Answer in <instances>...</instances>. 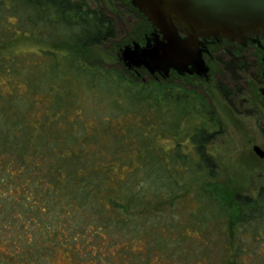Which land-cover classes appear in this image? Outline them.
I'll return each instance as SVG.
<instances>
[{
	"label": "trees",
	"instance_id": "trees-1",
	"mask_svg": "<svg viewBox=\"0 0 264 264\" xmlns=\"http://www.w3.org/2000/svg\"><path fill=\"white\" fill-rule=\"evenodd\" d=\"M52 13L54 21L48 26ZM42 26L50 29L46 41H63L83 52L116 33L110 16L81 1L0 0V45L11 47L16 38L34 35ZM61 60L55 49L0 60V264H47L60 249L77 264H136V258L157 264V256L166 250L160 238L140 247L141 255L132 242L113 244L110 255L105 244H92L87 234L97 243L111 225L124 228L141 225L145 217L161 218V207L174 206L191 188L195 208L172 226L186 230L174 243L182 245L199 229L217 223L230 225L233 243L239 244L228 260L231 264H243L241 254L247 251L237 236L248 234L258 252H264V185L255 193L231 190L219 180L217 162L208 150L213 133L201 128L190 137L192 149L182 142L165 149L161 139L166 123L162 118L152 122L146 115L152 106L169 101L178 106L180 118L204 115L217 120L203 94L157 81L137 88L136 80L121 70L102 67L96 73L68 58L65 64ZM57 75L68 81L64 99L46 83ZM124 83L133 93L124 90ZM78 85L83 86L77 94L73 88ZM85 92L99 103L118 101L119 110H101L105 104H96V111L88 113L89 106L81 101ZM54 95L60 97L52 106L45 101L40 108L39 99ZM123 116L134 120L121 127L118 119ZM105 209L110 213L105 218L92 217ZM85 216L92 222L83 223ZM72 222L74 236L69 235Z\"/></svg>",
	"mask_w": 264,
	"mask_h": 264
},
{
	"label": "rangeland",
	"instance_id": "rangeland-1",
	"mask_svg": "<svg viewBox=\"0 0 264 264\" xmlns=\"http://www.w3.org/2000/svg\"><path fill=\"white\" fill-rule=\"evenodd\" d=\"M76 1L84 2L86 0ZM87 1L89 3L101 2L100 0ZM104 1L109 3L110 0ZM112 1H121L123 5H117L118 7H113L111 10H101L91 5L89 6L91 9L104 11L113 19L116 27L114 37H111L90 51L83 52L63 41H46L48 38L47 33H50V29L42 26L34 35L19 36L16 38L11 47H8V45H0V60L6 61L7 58L15 56L19 58L29 57L39 53L42 49H55L62 57L60 61L62 64L68 58L76 64H83L89 67V70L95 71L96 73H100L102 67L118 69L127 74L129 78L135 79L138 84L137 88H143L149 82L155 81V79L149 78L151 75L149 73H143L141 77H137L135 73H132L124 66L119 53L125 45L132 44L133 41H141L146 34L151 33L152 28L148 23L149 20L139 9L131 8L123 2L127 0ZM54 17V13H52L47 18L46 24L48 26L54 21ZM219 56L212 57L213 73L210 74L209 80L204 77L195 78L187 75L184 77L181 76L179 78L180 82H172V84H181L188 90H192V87L202 89L209 105L216 112L217 120L211 121L207 117H204V115L180 118L181 115L178 106L169 101L163 102L160 108L152 106L146 112V115L151 118L152 122H158L160 120L159 118H162L166 123L167 129L161 139L165 149H171L177 142H182L185 147L189 146L192 149L190 146V137L196 130L205 128L213 133L212 140L208 144V150L217 162L219 180L226 183L233 191L255 193L260 185L264 184V158L260 157L254 149L255 146H258L264 151V112L260 111L258 103L253 104L254 101L251 103L246 102L248 98H252L254 88L256 87V83L252 78L254 76L248 67L249 65L246 66L248 71L246 73L238 72L237 68L234 72H230L224 66L222 58ZM54 72L55 74H60L58 69H55ZM58 75L51 81L47 80L46 83L53 84L55 89H57L56 92H60L62 94L61 98L64 99L67 89L63 90L65 89L63 86L68 81L64 77L59 78ZM5 77V75L1 77L3 82ZM163 79L164 77L160 76V80L157 82H164ZM101 81L104 82L106 79H101ZM82 86L78 85L73 90L78 94ZM220 86L224 88V91ZM123 87L129 94L134 91V88H129L128 84L124 83ZM89 93L85 92V95L83 94L81 97V101L89 106L87 108L88 113L91 114L92 111H96V104L99 106L105 104L101 107V110L103 108L119 110L118 101L110 100L105 103H99L95 99V96L92 97ZM58 95H54V98L51 96L45 99L43 98L42 100L39 99L41 101L40 108H45L42 107V103H45V101L49 102L50 106H52L54 101H56L55 99L60 97ZM77 100L79 102V97ZM28 102L29 98L27 100L23 99V104L26 107L28 106ZM73 117L74 114L69 116L71 119ZM134 117L137 118V116ZM118 120V125L121 124V127H124L133 121L134 118L132 116H123ZM138 182L142 184L144 180L138 179ZM193 191L194 189L191 188L185 198H177L174 206L165 203L161 207L162 210L159 214L161 218L155 216L145 217L142 219L141 225L126 226L124 228H117L111 225L109 229L102 231L103 236L102 238H98L97 243H94V238H92L91 233H88L87 237L92 241V244H105L106 246L103 245V247L107 248L108 254L110 255L112 254L110 246L112 247L116 243H119L118 246H125L127 242H132L133 245L139 247V250L135 253L136 255H141L142 251L140 247L148 243L147 241L152 242L160 238L164 244L166 243V250L161 251L159 256H157V264H231L228 260L231 259L232 255V258L234 257L235 248H238L239 244L235 246L233 243V237L235 235L229 229L230 225L208 224L205 228L199 229L197 234L194 233V236L187 237L182 245L177 244L178 242L174 243L176 236L183 232L185 233L186 230L172 226L181 220H185L189 216L190 211L194 210L195 202L192 201L190 196L193 195ZM100 213L92 214V217L94 219L101 218L102 216L105 218L107 214H110L108 209ZM114 216L117 215L114 214ZM85 218L83 223H87L88 221L92 222L91 216H85ZM75 224L76 222L71 223L72 229L70 228L71 230L69 231L70 236L75 235L74 231L77 229ZM239 231L238 228L234 229V233L237 235H239ZM235 238L241 240L240 243H243V247L247 249V251L241 254V263L264 264V252H258L257 245L252 242L248 234H245L241 239L239 236ZM80 239H83V237H80ZM227 240L228 244H226ZM262 247H264L263 243ZM90 256L92 255L89 253L84 258L88 260ZM73 257L60 249L52 261L47 264H77L76 258ZM157 257L154 256L151 258V262H154ZM85 259L82 258L81 260L86 263L87 260ZM96 261L99 262V260ZM87 264H94V262L89 261ZM116 264L124 263L120 261ZM136 264H143V262L139 258H136Z\"/></svg>",
	"mask_w": 264,
	"mask_h": 264
},
{
	"label": "water",
	"instance_id": "water-1",
	"mask_svg": "<svg viewBox=\"0 0 264 264\" xmlns=\"http://www.w3.org/2000/svg\"><path fill=\"white\" fill-rule=\"evenodd\" d=\"M151 22L144 43L133 41L120 50V59L131 68L167 77L180 73H208L203 59L204 40L227 38L247 41L264 34V0H133ZM260 157L264 151L254 147Z\"/></svg>",
	"mask_w": 264,
	"mask_h": 264
},
{
	"label": "flooded vegetation",
	"instance_id": "flooded-vegetation-1",
	"mask_svg": "<svg viewBox=\"0 0 264 264\" xmlns=\"http://www.w3.org/2000/svg\"><path fill=\"white\" fill-rule=\"evenodd\" d=\"M100 1L101 2L99 3L98 2L89 3L86 0L83 3L86 7H89L91 5L92 7L101 10H111V8L113 7H118L117 5H123L121 1L114 2L110 0L109 3L105 2L104 0H100ZM123 2L129 5L131 8L133 7L134 9L138 10V8L134 5L133 0H127ZM147 35L148 34H146L142 38V40L140 41L141 43L145 42L144 39ZM202 46L204 49L203 59L209 69L207 74L197 73V72L180 73L175 69H171L169 75L167 77H164L163 79L164 83L167 85H171L172 82L175 81L180 82L179 78L181 76L184 77L187 75L195 78L204 77L208 79L210 77V74L213 73L212 57L220 55L219 57L222 58V62L224 66L230 72H234V70H236L237 68L238 72L241 71V73H246L248 72L246 66L249 65L248 67L252 71L251 73L254 76L252 78L256 83V87L254 88L252 98H248L246 102L251 103L254 101L253 104L258 103V106H260V111L264 112V34L259 33L258 35H255L251 39H248L247 41L244 42H240L237 40L231 41L223 37L210 38L204 40V44ZM124 66L132 73H135L136 76L138 77H141L143 73L145 74L148 73L145 68H138V69L133 67L129 68L125 64ZM160 76L163 77L161 74L156 73L154 75L151 74L149 78H154L155 81H158L160 80ZM181 86L184 87L183 85ZM220 88L224 91V88H222V86H220ZM191 89L192 90L194 89L205 96L202 89H199L198 87H192Z\"/></svg>",
	"mask_w": 264,
	"mask_h": 264
}]
</instances>
